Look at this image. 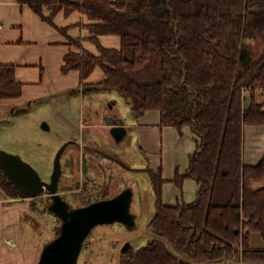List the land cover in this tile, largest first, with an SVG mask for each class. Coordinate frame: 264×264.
<instances>
[{"label":"trees","instance_id":"1","mask_svg":"<svg viewBox=\"0 0 264 264\" xmlns=\"http://www.w3.org/2000/svg\"><path fill=\"white\" fill-rule=\"evenodd\" d=\"M17 1L51 24L60 11L87 15L88 37L68 35L70 26L59 28L75 48L62 70L79 71L86 93L116 89L135 118L158 110L162 125L180 131L190 126L198 136L186 173L177 169L173 180L182 188L186 179H195L197 199L166 204L163 167L149 168L156 210L148 228L156 236L123 252L120 264H264V248L250 244L252 232L264 235V157L257 164L244 162V130L264 125V102L257 89L243 94V86H264V0ZM108 34L120 36V48L100 42ZM85 40L98 53L84 48ZM97 67L105 78L88 82ZM23 85L16 64L0 61V106L21 97ZM0 176L8 198H35L1 168ZM253 183L262 186L254 189ZM84 195L80 205L115 194L107 187L97 197ZM51 201L50 196L45 209L53 213ZM60 231L59 225L55 236Z\"/></svg>","mask_w":264,"mask_h":264},{"label":"rangeland","instance_id":"2","mask_svg":"<svg viewBox=\"0 0 264 264\" xmlns=\"http://www.w3.org/2000/svg\"><path fill=\"white\" fill-rule=\"evenodd\" d=\"M73 90L79 94L76 92L73 95ZM80 91L86 94L83 87ZM80 91L78 85L63 92L64 96L57 100V104L50 102L48 97L33 102L2 103L0 150L20 154L43 179L49 181L56 153L64 142L69 141L62 156L59 191L73 207L81 206L84 193L87 194L84 197H97L107 187L110 194L115 195L132 188L135 228L129 229L120 222L97 225L86 238L78 262L120 264L126 242L139 248L156 236L148 228V223L156 210V195L149 168L155 166L157 159L155 156L151 158L153 153L143 150L137 128L127 127V134L120 141L111 134L108 118L120 119L126 125H135L138 121L124 95L110 89L91 92V96L83 98ZM258 99L264 102L263 90L258 92ZM70 105L74 106L66 114L64 109ZM45 123L49 128L45 127ZM251 127L247 125L244 130V152L252 146L263 145L264 135L258 132L252 136L249 133ZM252 187L258 188L253 184ZM41 193L34 199L19 198L13 202L21 207L20 219L14 225L15 238H3L1 242L2 246L17 252L21 250L18 254L12 252V264H36L46 242L56 237L58 226L62 225L55 214L45 209L49 192L44 190ZM6 194L0 186V198H8ZM250 244L254 248H263L264 235L259 231L252 232ZM29 248L37 250L36 254L32 252L35 254L33 259L27 255Z\"/></svg>","mask_w":264,"mask_h":264},{"label":"crops","instance_id":"3","mask_svg":"<svg viewBox=\"0 0 264 264\" xmlns=\"http://www.w3.org/2000/svg\"><path fill=\"white\" fill-rule=\"evenodd\" d=\"M46 13L49 14V11ZM90 22L87 15L80 11L70 14L60 11L54 18L55 24H51L28 4H22L17 0H0V61L16 64L17 79L24 84L21 97L5 100L3 103L6 101L11 104L22 101L33 102L36 99L47 97L50 102L56 103L64 96L63 92L78 86L81 81L80 72L73 70L64 73L62 70L66 54L75 48L69 44L67 35L59 28L70 26L68 35L85 38L89 36V30L85 24ZM100 42L110 48L121 47L119 35H101ZM83 47L98 53V48L92 41L85 40ZM104 78V71L97 67L87 81L99 82ZM80 88L79 86V91ZM73 92L74 95L77 90ZM90 94L92 93H81L83 98L85 96L88 98ZM73 106H67L64 112L69 114ZM126 126L138 129L143 150L153 153L151 158L156 157L153 169L163 167V176L167 180L163 185L164 202L168 205H175L178 202H194L200 188L199 183L195 179L188 178L180 188L173 181L177 169L182 174L186 173L190 164V155L197 147L198 136L191 127L184 126L180 131L175 126L162 125L161 114L158 110H149L138 119L135 125L132 123ZM252 126L249 132L252 136L258 132L264 135V125ZM262 144V146H252L248 151L245 150L244 155L247 160L244 162L246 164H257L261 161L264 157V140ZM253 185L259 188L261 184L253 183ZM20 199L0 198V264H12L10 263L12 252L18 254L21 251L17 252L1 244L3 238H15L14 225L20 219L21 207L13 202ZM27 250L29 258H35L36 248Z\"/></svg>","mask_w":264,"mask_h":264},{"label":"water","instance_id":"4","mask_svg":"<svg viewBox=\"0 0 264 264\" xmlns=\"http://www.w3.org/2000/svg\"><path fill=\"white\" fill-rule=\"evenodd\" d=\"M111 134L117 141L127 134V126L120 119L108 118ZM45 127L49 128L45 123ZM69 141L58 149L50 180H45L38 170L18 153L0 150V168L12 183L30 197H37L47 190L52 198L49 210L62 220L61 231L42 249L36 264H78L84 242L93 228L100 224L120 222L129 229L136 226V214L132 211L134 191L128 187L118 194L95 200L89 204L72 207L59 191L63 171L62 156ZM132 248L126 242L122 251Z\"/></svg>","mask_w":264,"mask_h":264},{"label":"built area","instance_id":"5","mask_svg":"<svg viewBox=\"0 0 264 264\" xmlns=\"http://www.w3.org/2000/svg\"><path fill=\"white\" fill-rule=\"evenodd\" d=\"M253 89H257L259 91H262V90H264V86H249V85L243 86L244 97H248L251 94Z\"/></svg>","mask_w":264,"mask_h":264},{"label":"flooded vegetation","instance_id":"6","mask_svg":"<svg viewBox=\"0 0 264 264\" xmlns=\"http://www.w3.org/2000/svg\"><path fill=\"white\" fill-rule=\"evenodd\" d=\"M51 178V177H50Z\"/></svg>","mask_w":264,"mask_h":264}]
</instances>
